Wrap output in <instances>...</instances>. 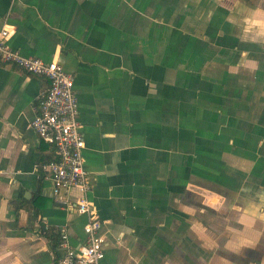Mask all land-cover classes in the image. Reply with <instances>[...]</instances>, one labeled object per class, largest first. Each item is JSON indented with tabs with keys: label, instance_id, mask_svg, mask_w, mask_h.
I'll return each mask as SVG.
<instances>
[{
	"label": "crops",
	"instance_id": "0c3cea01",
	"mask_svg": "<svg viewBox=\"0 0 264 264\" xmlns=\"http://www.w3.org/2000/svg\"><path fill=\"white\" fill-rule=\"evenodd\" d=\"M74 77L100 264H264V0H0V29ZM47 81L0 65V264H57L30 129Z\"/></svg>",
	"mask_w": 264,
	"mask_h": 264
},
{
	"label": "built area",
	"instance_id": "2783aa9c",
	"mask_svg": "<svg viewBox=\"0 0 264 264\" xmlns=\"http://www.w3.org/2000/svg\"><path fill=\"white\" fill-rule=\"evenodd\" d=\"M11 36L8 28L0 29V65L18 67L47 81V87L35 99L29 127L53 149L54 158L37 165V170L50 182L54 202L86 217L85 238L80 245L70 244L65 226L59 229L58 246L63 253L57 264H100L106 245V238L100 233L104 222L89 197L92 176L84 165L85 140L74 77L54 60L47 62L24 56L8 44Z\"/></svg>",
	"mask_w": 264,
	"mask_h": 264
}]
</instances>
